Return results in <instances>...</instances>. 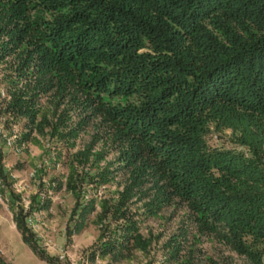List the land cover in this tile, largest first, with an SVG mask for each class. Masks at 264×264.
I'll return each instance as SVG.
<instances>
[{
	"label": "trees",
	"instance_id": "16d2710c",
	"mask_svg": "<svg viewBox=\"0 0 264 264\" xmlns=\"http://www.w3.org/2000/svg\"><path fill=\"white\" fill-rule=\"evenodd\" d=\"M11 57L18 63L0 73V115L24 119L25 136L48 127L41 95L74 93L75 103L101 114L117 143L127 179L116 197L100 201L91 259L117 262L146 250L144 215L173 206L186 221L165 244L168 262L230 264L205 254L194 262L190 242L206 236L264 263V0H0V64ZM211 125L230 131L231 146L208 144ZM75 158L67 165L68 237L96 211L89 184L110 176L78 168ZM2 160L0 150V179L14 203ZM30 204L28 212L48 202ZM11 207L22 241L61 264L38 246L24 206ZM0 264H7L1 254Z\"/></svg>",
	"mask_w": 264,
	"mask_h": 264
},
{
	"label": "rangeland",
	"instance_id": "374dc122",
	"mask_svg": "<svg viewBox=\"0 0 264 264\" xmlns=\"http://www.w3.org/2000/svg\"><path fill=\"white\" fill-rule=\"evenodd\" d=\"M17 63L14 57L8 58L6 62L0 64V73L10 75ZM3 90L6 88L1 83L0 92ZM51 94L53 93L41 95L39 99L40 117H46L48 121V127L43 132L33 130L31 134L25 136L24 119H13L5 112L0 115V150L3 155V166L18 196H15V202L11 203L8 188L0 179V254L6 263L49 264L40 259L22 241L14 222L15 211L11 207V204H14L15 210L17 205L24 206L27 224L40 249L49 255L58 256L61 264H189L186 261L192 260L190 254L191 258L186 261L183 259L179 263L166 260L169 252H166L165 244L186 221L184 211L173 206L162 208L155 215H144L140 231L147 242L146 250L134 248L128 258L117 262H110L108 256L96 255L94 259L90 258V248L99 234L95 218L100 211V201L116 197L123 189L127 175L119 169L120 152L111 128L104 122L101 114L94 113L91 108L83 109L81 105L75 103L72 99L74 93L64 97H53ZM111 100L114 101L115 98ZM84 119L85 123L82 121ZM60 121L63 123L60 124ZM79 123L83 127L78 129V134L68 137L69 130L77 127ZM51 126H56L59 134L50 135ZM229 138V130L219 131L212 125L207 134L208 144L212 147L231 146ZM7 139H11L12 142L7 144ZM56 156L59 157L55 158ZM73 158L80 169L81 167L91 169L96 174L97 172L102 174L107 170L110 176L107 184L101 186L89 184L87 195H95L96 211L88 216L80 231L68 237L66 226L74 205V197L66 188V177L73 168L67 167ZM59 181L62 183L60 187L57 183ZM34 198L36 202L39 201L38 205L47 201V207L28 212ZM135 202L137 204H132L133 209L142 210L141 202L133 201ZM191 242L194 262L205 254L214 261L222 259L220 257H227L226 260L230 264H251L216 239L202 236L194 246V242Z\"/></svg>",
	"mask_w": 264,
	"mask_h": 264
},
{
	"label": "built area",
	"instance_id": "2783aa9c",
	"mask_svg": "<svg viewBox=\"0 0 264 264\" xmlns=\"http://www.w3.org/2000/svg\"><path fill=\"white\" fill-rule=\"evenodd\" d=\"M4 95V93L3 92H1V96H3ZM15 136V135H14ZM12 141H11V139H7V144H10Z\"/></svg>",
	"mask_w": 264,
	"mask_h": 264
}]
</instances>
